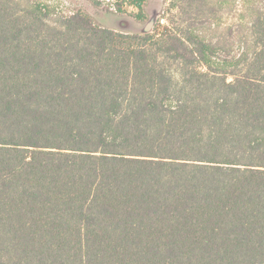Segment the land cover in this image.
I'll use <instances>...</instances> for the list:
<instances>
[{
	"label": "trees",
	"instance_id": "16d2710c",
	"mask_svg": "<svg viewBox=\"0 0 264 264\" xmlns=\"http://www.w3.org/2000/svg\"><path fill=\"white\" fill-rule=\"evenodd\" d=\"M55 11L0 0V264H264V0Z\"/></svg>",
	"mask_w": 264,
	"mask_h": 264
},
{
	"label": "rangeland",
	"instance_id": "374dc122",
	"mask_svg": "<svg viewBox=\"0 0 264 264\" xmlns=\"http://www.w3.org/2000/svg\"><path fill=\"white\" fill-rule=\"evenodd\" d=\"M135 1L49 0L57 14L82 11L89 15L96 25L121 33L144 35L155 29L156 34H159L169 29L170 15H167V9L171 0H143L142 11L136 7ZM237 14L225 15V26L236 21ZM139 15L141 18H138Z\"/></svg>",
	"mask_w": 264,
	"mask_h": 264
}]
</instances>
